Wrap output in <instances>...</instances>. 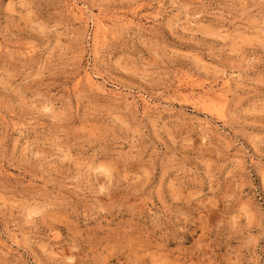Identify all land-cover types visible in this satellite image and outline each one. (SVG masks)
Instances as JSON below:
<instances>
[{"label": "rangeland", "instance_id": "374dc122", "mask_svg": "<svg viewBox=\"0 0 264 264\" xmlns=\"http://www.w3.org/2000/svg\"><path fill=\"white\" fill-rule=\"evenodd\" d=\"M0 264H264V0H0Z\"/></svg>", "mask_w": 264, "mask_h": 264}]
</instances>
